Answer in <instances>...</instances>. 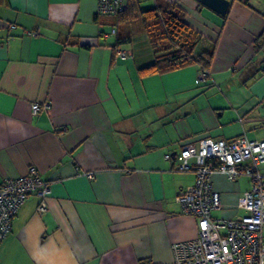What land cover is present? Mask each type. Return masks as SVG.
Here are the masks:
<instances>
[{
	"label": "crops",
	"instance_id": "1",
	"mask_svg": "<svg viewBox=\"0 0 264 264\" xmlns=\"http://www.w3.org/2000/svg\"><path fill=\"white\" fill-rule=\"evenodd\" d=\"M166 1L200 34L194 55L214 54L206 82L198 63L143 74L157 54L136 55L119 29L100 36L123 18L98 16V0H0V185L35 166L52 187L46 212L37 194L22 206L0 264H174L173 245L198 236L177 201L196 169L180 171L177 155L205 137L264 138V0H231L225 16ZM213 184L215 216L245 215L249 176Z\"/></svg>",
	"mask_w": 264,
	"mask_h": 264
},
{
	"label": "built area",
	"instance_id": "2",
	"mask_svg": "<svg viewBox=\"0 0 264 264\" xmlns=\"http://www.w3.org/2000/svg\"><path fill=\"white\" fill-rule=\"evenodd\" d=\"M128 8L129 0H98L97 15L118 16ZM38 33L28 32L32 36ZM99 35L106 39L117 36L118 27L101 28ZM116 54L127 59L132 51L118 46ZM209 75L207 70H201L198 79L206 82ZM50 106L34 103L32 110L37 114ZM176 158L180 171L196 169L195 184L182 189L177 201L186 214L197 219L198 236L173 245L174 264H264V138L252 139L246 134L229 140L205 137L198 144H186ZM216 173L225 174L232 181L242 175L251 178L242 217L214 215L223 207L222 193L213 184ZM88 175L93 178L94 172ZM51 192L50 183L35 166L23 176L4 180L0 185V244L11 233L13 220L29 196H40L38 211L44 213Z\"/></svg>",
	"mask_w": 264,
	"mask_h": 264
},
{
	"label": "trees",
	"instance_id": "3",
	"mask_svg": "<svg viewBox=\"0 0 264 264\" xmlns=\"http://www.w3.org/2000/svg\"><path fill=\"white\" fill-rule=\"evenodd\" d=\"M138 1L129 0L128 10L118 17L126 21L140 16L143 18L152 48L157 54L153 64L141 69L143 74L167 72L191 63H198L202 70L210 72L214 54L194 55L200 34L186 23L182 8L166 0H157L155 6L141 9ZM241 1L249 4L248 0ZM120 44L117 43L118 46ZM254 46L257 52L264 48V32L255 40Z\"/></svg>",
	"mask_w": 264,
	"mask_h": 264
},
{
	"label": "rangeland",
	"instance_id": "4",
	"mask_svg": "<svg viewBox=\"0 0 264 264\" xmlns=\"http://www.w3.org/2000/svg\"><path fill=\"white\" fill-rule=\"evenodd\" d=\"M138 4L141 9H146L152 7L155 4V0H139ZM121 22L118 29L120 33H123V36L131 37L132 48L136 55L154 57L155 53L145 30L143 18L140 16L129 21L121 20Z\"/></svg>",
	"mask_w": 264,
	"mask_h": 264
},
{
	"label": "water",
	"instance_id": "5",
	"mask_svg": "<svg viewBox=\"0 0 264 264\" xmlns=\"http://www.w3.org/2000/svg\"><path fill=\"white\" fill-rule=\"evenodd\" d=\"M201 2L223 16L227 14L231 5V0H201Z\"/></svg>",
	"mask_w": 264,
	"mask_h": 264
}]
</instances>
